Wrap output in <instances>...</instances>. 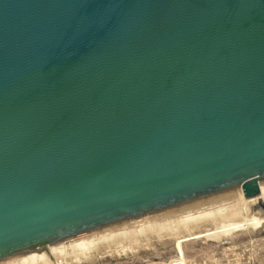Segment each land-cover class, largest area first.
Instances as JSON below:
<instances>
[{
  "label": "water",
  "instance_id": "obj_1",
  "mask_svg": "<svg viewBox=\"0 0 264 264\" xmlns=\"http://www.w3.org/2000/svg\"><path fill=\"white\" fill-rule=\"evenodd\" d=\"M264 180V0H0V262Z\"/></svg>",
  "mask_w": 264,
  "mask_h": 264
},
{
  "label": "rangeland",
  "instance_id": "obj_2",
  "mask_svg": "<svg viewBox=\"0 0 264 264\" xmlns=\"http://www.w3.org/2000/svg\"><path fill=\"white\" fill-rule=\"evenodd\" d=\"M261 187V195L252 201L244 200L241 192L236 190L168 210L169 213L162 212L166 213L163 215L131 222L127 226L101 231L117 232L167 217L177 220L183 215L187 219L194 215L196 220L171 226L159 233L138 236L134 242L140 245L138 247L131 246L132 240L120 239L109 245L108 249L102 246L92 250L89 259L77 256L72 257L71 261L75 264H94L96 260L104 264L126 261L129 264H167L180 256L185 264H264V223L252 222L254 219H264V184ZM198 215L200 218L196 219ZM55 258H52V264Z\"/></svg>",
  "mask_w": 264,
  "mask_h": 264
},
{
  "label": "bare ground",
  "instance_id": "obj_3",
  "mask_svg": "<svg viewBox=\"0 0 264 264\" xmlns=\"http://www.w3.org/2000/svg\"><path fill=\"white\" fill-rule=\"evenodd\" d=\"M263 181L259 182V187H260L261 193H262V187L261 186L264 184ZM239 191L241 192V194L243 196L242 190L240 189V190H238V192ZM260 195L261 194H258L257 196H254L252 198H246V199H244V196H243V199L252 201L253 199L259 197ZM166 213H169V212L166 211ZM166 213H160V214L158 213V215H153V216L151 215V216L141 218V219H138L135 221H139V220H143L146 218H151V217L163 215ZM193 216L192 217L190 216L191 218L189 217V219H187L186 215H183V217L181 216L180 219H177V220H175V219L170 220L169 217H167L168 219L165 218V220H164V218H163V220H159L157 222H155V220H154V223H147V224H140V225L138 224L135 227L127 228L125 230L123 227H121V228H123L122 231H117V232H112V231L108 232L107 231L108 233H102L101 231L107 230V229H104V230L97 231V232H94V233H91V234H88V235H85L82 237H78V238H75V239L60 243V244L53 245V246H50V247H47V248H44V249H41V250H38L35 252H31V253H28V254L13 258V259L2 261V262H0V264H52L53 263L52 258H55V256H57V255L63 256L65 258L69 256L70 260L72 259V257H77V256H81V257H83V259L84 258L89 259V254L92 252V250H95L97 247L99 248L102 246H105L108 249L109 245L112 246L116 241H118L120 239L132 240L131 246L138 247L140 245L137 246V243H134L135 239L138 236L145 235L147 233L157 232V231L159 233V231H161V230L172 228L171 226L177 227L180 224L186 223L187 221H189L191 219H194V221H196L195 216L194 217ZM198 217H199V215L196 217V219ZM135 221H131V222H135ZM131 222H128V223H131ZM252 222H254L255 224L256 223L260 224V222L264 223V219L263 218L260 220L254 219ZM128 223H124V224L114 226L111 228H115V227L119 228V226H123V225H126ZM144 223H146V222H144ZM111 228H108V229H111ZM121 245H124V244H121ZM98 248L96 250H98ZM120 249H118V250H120ZM184 262L185 261L183 259L182 264H185ZM151 264H158V263H151Z\"/></svg>",
  "mask_w": 264,
  "mask_h": 264
},
{
  "label": "built area",
  "instance_id": "obj_4",
  "mask_svg": "<svg viewBox=\"0 0 264 264\" xmlns=\"http://www.w3.org/2000/svg\"><path fill=\"white\" fill-rule=\"evenodd\" d=\"M183 263V258L178 256L176 259H172L169 263L167 264H182ZM54 264H75L73 261H71L69 258H65L63 256H57V258L54 259ZM79 264H83L79 263ZM94 264H104L102 263L101 260H96ZM107 264V263H106ZM116 264H129V261H126L125 263H116ZM166 264V263H164Z\"/></svg>",
  "mask_w": 264,
  "mask_h": 264
}]
</instances>
